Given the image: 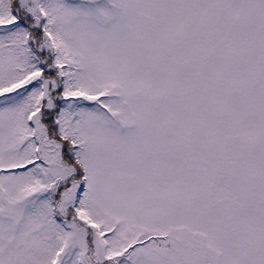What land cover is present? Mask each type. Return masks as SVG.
Instances as JSON below:
<instances>
[{
	"label": "snow or ice",
	"instance_id": "snow-or-ice-1",
	"mask_svg": "<svg viewBox=\"0 0 264 264\" xmlns=\"http://www.w3.org/2000/svg\"><path fill=\"white\" fill-rule=\"evenodd\" d=\"M0 264H264V0H0Z\"/></svg>",
	"mask_w": 264,
	"mask_h": 264
}]
</instances>
